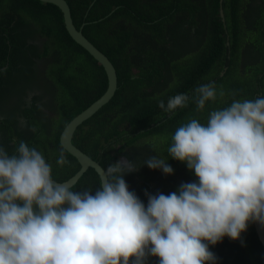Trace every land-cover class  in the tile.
<instances>
[{
  "label": "trees",
  "instance_id": "16d2710c",
  "mask_svg": "<svg viewBox=\"0 0 264 264\" xmlns=\"http://www.w3.org/2000/svg\"><path fill=\"white\" fill-rule=\"evenodd\" d=\"M67 1L75 25L85 24V36L110 58L117 71L114 96L77 128L72 139L105 170L118 156H129L126 148L142 136L150 138L151 149L173 162L167 148L178 126L191 119L206 123L212 110L222 109L233 100L260 97L255 82L264 72V0ZM220 7L224 20L219 16ZM34 34L45 37V49L51 48L58 59L50 62L47 73L58 90L59 125L47 132L45 126L38 127L34 121L22 128L14 119L10 129L1 131L0 147L13 155L19 142H25L38 150L47 163L53 159L51 178L61 182L75 174L80 164L61 146L60 133L77 113L105 92L107 78L103 67L69 36L57 6L40 0H0V62L29 60L25 48L36 49L28 45V37ZM16 48L25 54L24 58L16 54ZM242 56L247 61L246 68L237 71L236 64ZM218 63L233 66L222 77ZM15 65L8 67L9 75ZM244 75L248 85L245 87ZM209 82H214L217 96L206 101L202 110H197L191 99L172 113L158 107V101L166 105L167 99L178 93L191 97L195 87ZM221 90L223 96L219 95ZM32 108L36 109L33 104ZM27 110L28 106L22 110L24 117ZM4 121L9 127L10 118ZM129 126L146 130L136 133L133 129L132 135ZM51 150L52 156L48 154ZM61 151L68 163L58 166L56 159ZM174 162L184 175L180 177L174 170L173 176L168 177L175 190L180 180L197 179L184 162ZM99 183V176L89 168L71 190L94 192ZM141 184L135 185L134 191L146 204V185ZM252 225L248 224L240 236L246 240V248L242 247V240H230L227 236L209 247L217 258L216 264H264V249ZM157 260L149 256L147 264H156Z\"/></svg>",
  "mask_w": 264,
  "mask_h": 264
},
{
  "label": "clouds",
  "instance_id": "9594fccd",
  "mask_svg": "<svg viewBox=\"0 0 264 264\" xmlns=\"http://www.w3.org/2000/svg\"><path fill=\"white\" fill-rule=\"evenodd\" d=\"M216 96L209 82L157 104L172 113L191 99L202 110ZM167 152L197 179L167 195L145 190V204L123 179L136 167L128 160L109 164L94 192L73 191L52 180L35 148L20 141L9 155L0 147V264H147L149 256L216 264L209 245L240 239L252 222L264 226V96L181 124ZM165 161L153 155L143 164L172 174ZM67 163L61 151L56 164Z\"/></svg>",
  "mask_w": 264,
  "mask_h": 264
},
{
  "label": "flooded vegetation",
  "instance_id": "af4514ba",
  "mask_svg": "<svg viewBox=\"0 0 264 264\" xmlns=\"http://www.w3.org/2000/svg\"><path fill=\"white\" fill-rule=\"evenodd\" d=\"M256 4L257 2L253 4V6ZM221 11H223V9L220 7L219 16H221V19L224 20L225 14L222 16ZM44 42V36H41L40 34H34L31 37H28V45H33L36 49H31L28 47L25 48L26 53H28L30 56L29 60H14L13 62L6 60L5 62H0V138L2 137L1 131L10 129L14 123V119L19 122V125H21L22 128H25L28 121H34L38 124V127L45 126V130L47 132L52 131L59 125L60 116L58 115L59 110L57 101L58 90L52 78L47 73V66H49L50 62L58 61V59H56L57 57L51 48V50L45 49ZM192 52L193 51H191L190 54ZM16 54H19L23 58L25 57V54H23V52L18 48H16ZM11 63L16 65L12 71V74L9 75L7 69ZM64 63H66V61L63 59V64ZM246 65L247 61H245L242 56L238 59V63L236 64L237 71L245 69ZM28 66H30V68L26 69ZM231 66H233L231 63H218L217 68L219 75L223 77L227 69ZM22 71L24 72L22 73ZM203 77L205 76H199V78ZM207 77L208 76L206 75L205 78ZM246 78L247 76L244 75L243 87L248 86L245 82V80H247ZM256 80V88L258 87L257 95L264 96V72L260 74ZM197 81L201 82L203 80L197 79ZM32 104L36 107V109L32 108ZM26 106H28V110L26 111L27 117H24L22 115V110ZM7 117L10 118V121H8L9 127L6 125L7 122L4 121ZM128 129L131 130L132 135H134L133 129L137 131L136 133L146 130L141 128H133L131 126H129ZM149 140L150 138L148 136H142L131 141L129 146L126 148V151L129 152V156H125L123 154L117 157V160H121L122 158L126 157L128 161L132 162V164L136 166L133 171L127 173L128 175L126 180L125 174L123 175V179L125 182L127 181L130 191L135 190L138 186L142 185V182H144L146 185L145 190L151 194H155L157 192L163 193L165 191L167 193L173 192L175 191V188L171 186L168 179V177L173 176V173L163 174L160 170L149 169L143 164V161L149 156L156 155L163 159L161 155L154 151V149L150 148L148 144ZM48 154L52 156V150L51 153ZM174 161L165 162L172 167L173 172L176 170L177 175L183 177L184 175L182 173L181 167H179ZM52 162L53 159H51L48 163L51 164ZM175 178H177V176ZM181 182L182 180L177 182V185H179ZM135 185L137 187H135ZM136 195H138L137 192ZM226 239L228 241V238ZM239 240L243 241L242 247L246 248V240Z\"/></svg>",
  "mask_w": 264,
  "mask_h": 264
},
{
  "label": "water",
  "instance_id": "95a60500",
  "mask_svg": "<svg viewBox=\"0 0 264 264\" xmlns=\"http://www.w3.org/2000/svg\"><path fill=\"white\" fill-rule=\"evenodd\" d=\"M43 3H49L57 6L63 15L64 25L69 36L80 45L85 51H87L93 59H95L104 69L106 78H107V88L105 92L97 98L94 102H92L88 107H86L83 111L79 112L74 116L62 129L60 133V144L61 146L72 156H74L78 163L80 164L79 169L75 174L70 176L68 179L64 181H56L52 179L56 183H67L71 187L74 186L78 180L83 176V174L89 169L92 168L100 180L102 179L105 169L103 166L94 158L89 156L87 153L82 151L78 146H76L72 139L77 128L85 122L87 119L93 116V114L99 111L105 104H107L111 98L114 96L117 88H118V76L117 71L110 60V58L101 51L91 40H89L85 34L83 33L84 23L77 27L73 21L72 12L70 5L67 0H40ZM222 1V0H221ZM222 16L224 15L223 11H221ZM121 160H128L126 157ZM254 230L259 238V241L264 249V226L259 225L256 222H252ZM209 245L208 247H210Z\"/></svg>",
  "mask_w": 264,
  "mask_h": 264
}]
</instances>
